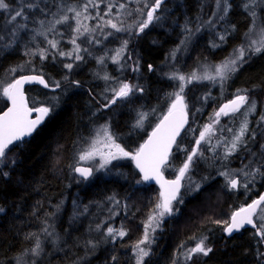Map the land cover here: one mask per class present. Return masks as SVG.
Here are the masks:
<instances>
[{"label":"trees","instance_id":"16d2710c","mask_svg":"<svg viewBox=\"0 0 264 264\" xmlns=\"http://www.w3.org/2000/svg\"><path fill=\"white\" fill-rule=\"evenodd\" d=\"M18 1L20 2L21 0H17V2ZM22 1L26 2V0ZM27 1L38 3L39 8H34L31 11L25 9L29 16L27 20L28 30L21 31L11 47L7 49L0 48V81L6 74L14 73L15 77L21 74L20 71L17 70L18 67H34L35 69L25 72L41 74L47 81L50 79L48 82L49 84L51 81L55 84L50 76L58 80L61 79L62 82L60 83V87L55 91H47L37 86L27 87L26 93L31 106H45L46 103L41 99L43 95H58L62 90H68V93L58 98V101L54 103L56 104L55 110L50 112L44 123L39 126L38 130L34 132L32 136L25 139V143L14 148L10 146L11 151L6 150L7 159L3 164H0V208L4 209V212L0 213V264L10 263L12 260L23 255L26 250L35 247L37 238H39V242L41 243L45 236L43 229L48 225L53 226L52 228H54L56 236L60 238L59 247L56 246V249L54 245L49 243L45 245V251L37 258L36 264H109V262L112 263L111 257L113 255L118 258L116 264H122L120 261L124 258H128L126 256L129 255L124 254L126 251L120 255L119 250L129 247L126 241L136 244L142 239L141 236H143L144 231L141 229L143 228L144 230V223L147 221L149 214L156 204L154 200L158 198V187L147 183H141L142 188L138 189L136 191L137 195L134 196L135 199L137 198L136 203L130 208V219L125 221L124 218H121L122 221L120 220L119 222L124 225L129 224L128 227H124L127 229L126 237L124 236L122 239H118L120 243H117V240L115 243L111 242V240H102L101 232H103V226L101 227V232H93L94 237L89 232H85L86 227L90 229L93 225L95 227V224L97 225L100 222L101 215H99V211L97 212L100 207L99 204H108L110 201L109 197H114V199H118L122 202H131L135 193L133 187L134 183L140 178L129 160L115 162L111 164L108 174L97 175L89 180H83L77 177V175L75 176L72 172L70 161L73 160V154L77 143L76 140H79L80 137L83 136V131L85 130L83 125L84 118L86 114L88 116L89 110H91L92 107L98 109V105H100L99 92L94 86L95 80L92 75V69L94 68L92 65L94 66L95 58H90L84 53L82 55L83 60L80 63L81 66L71 71L64 68L62 60H55L53 58L51 52H55V50L49 49V51L45 52L46 58L42 60L39 53L40 49H48L45 44L46 40L42 38V36H35V39H33L35 33L32 29L37 26L36 21L38 20H44L45 25L53 20V17L46 12L42 13L40 11L41 8H45L47 12H54L57 11V4H79L83 0ZM8 2H10L13 7L16 1L8 0ZM171 2L172 0H166L162 5L161 9L165 11V17L161 19L159 25L156 21L157 24L155 23L152 25L141 35L135 34L128 44L129 54H131L129 56L130 58H128L129 60L131 59L129 63L135 64V62L138 61L140 72L135 74L132 70L128 71L123 79L133 85L139 83L138 85L144 88V92H137L131 98V103H122V101L118 100L117 104L112 105V108H100L95 116L99 121H108L110 123L111 130L119 137L117 142L128 151L137 148L140 142L145 138L150 127L157 119V114L153 116L154 113H151V111L155 112L158 110V115H161L163 108L167 105V98L165 97L169 90L175 87L174 82L166 76V72L172 71L173 67H163V65L165 62L164 58L168 56L170 51L176 46L180 36H182L181 25L187 22L191 26H194V21H197V17L201 10L208 13L212 4V0H180V7L174 6L173 11L170 12L167 9L168 6L171 5ZM238 2L242 4L240 5ZM230 3L232 7L229 14L223 21L221 20L220 23H217L214 29V33L216 30L219 34L225 35V41L218 40L220 36L217 35V32L214 34V42L216 44L218 43L217 45H219V47H213V44L207 42V37L200 33L190 44L187 53L191 58L195 56L194 62L201 60L205 62L221 61L242 43L244 34L250 25L251 17L245 12L242 0H230ZM20 4L21 2L19 5ZM241 7L243 8L241 9ZM259 12L262 13L260 9ZM1 14L3 13H0V28L2 22ZM3 15L5 18L6 15ZM11 31L12 27H9L8 31L6 29L4 31L9 41L12 38L9 35ZM204 32L209 34L208 31ZM53 38L54 36H50V39ZM36 39H38V43L35 42ZM64 46L69 47L67 44H64ZM133 59L137 60L134 61ZM149 64L153 65L154 71H148ZM12 69H16L17 71H11ZM189 69L190 68L186 70ZM72 81H79V86L73 84ZM228 83L223 89H219L217 86L213 88L209 95L211 97L203 94L204 91H208V83H206L207 85L193 84L187 87L185 96L190 106L188 128L191 125H195L193 133H195L204 121L208 120L210 117H215L214 112L216 108L223 99L231 96L232 91L248 89L251 90V96L259 101H264V54L251 57V59L243 65V68L237 72L235 77L233 76L232 79H229ZM164 90H166V92ZM218 95L220 96L218 97ZM101 104H103V102ZM5 106L6 97L3 96L0 90V110ZM151 108H155L156 110H151ZM140 109L143 113H147L146 119L148 125L142 128H134L133 125L136 123L137 112H139ZM133 111L134 113H132ZM188 128H186L178 140L180 147L186 151H176V146L174 147L173 154L170 157V166L164 169V173L167 177H172L176 173L183 156L188 150L189 140L193 138V135L187 136ZM184 137L187 138L185 142L182 140ZM256 137V139H259V136ZM250 143H253V141H250ZM243 151L244 149L238 150V152L231 155L228 160L225 161L223 159V152L219 155H214L211 150L208 149L203 152V155L207 157L206 160L202 159V155L201 162L203 164L200 163L196 171L199 174H203L206 179L209 177V179H211V177L213 178L215 176L214 174H217V170H222L221 167H223V169L225 168L222 164L226 163L237 166L239 163L238 159L241 157L239 153H243L244 157L245 154L249 152L248 150ZM113 165H116V167H113ZM213 167H215V170ZM202 168L203 172L201 170ZM4 172L8 173L7 177L3 175ZM215 181H219L220 183L221 177L216 175L207 182V186L209 187ZM259 182L257 183L255 195L264 188V179H261ZM207 186H201L200 190L196 193L193 192L186 195V198L185 196L183 197L184 203L180 205V215H176L177 217H169L166 220L167 222L165 221L166 223L163 225V230L157 232L158 236L159 233L165 232L163 236L167 241L162 243V240H158V243H156L152 249L151 260L157 257L155 260L160 261L166 252V248L164 247H167V249L168 247L176 249V244H174L175 242L173 240V238H175L173 237L175 232L173 231V227L183 220L182 218L184 215H187L188 221H186V223L184 221V223L187 227L188 225L190 226L191 229L188 230H190L192 234H189L188 238H186L190 240V243L186 246H193L196 240L202 236L208 235V243L214 248V251L208 257L198 258L199 264H262L257 258V251L264 252V244L257 243L259 238L254 237L255 229L244 228L240 232L227 238L224 237L222 224L218 226L213 223L214 220L212 217L202 218L204 223L201 225L195 221L198 217H203L204 211H202V209L207 210L204 202L202 206H200L202 199L200 194L203 193ZM228 189L229 188L226 189V196L228 198L227 203L230 204L231 209H235L239 204L246 203L251 197V192L246 194V196L241 188L232 191ZM146 192L152 193L151 197L148 199L149 201L147 200L146 203H140L138 201L139 194L143 195ZM190 195H192L191 198ZM78 202L81 206H78ZM95 205L97 207H94ZM149 205H152V208H150ZM57 206H59V208ZM82 206H87V210ZM189 206L193 207L192 209L197 207L199 214H195L191 211L187 212V209L190 208ZM54 209L59 211L55 212ZM73 209H76L75 213H79L74 221L72 220L74 214L71 212ZM83 210L86 212L83 213ZM102 210L100 209V214H102ZM91 213H97L94 224L91 223V218L87 217L88 215L90 216ZM48 215H52V217ZM104 215H107V213ZM141 216L142 224H140ZM59 217L61 218L58 219ZM171 218L173 219L170 220ZM191 220H193V222L190 225ZM196 226H198L197 230L193 232L192 229ZM184 228V226L177 228L178 231H180L179 234L186 232ZM193 237L196 239H193ZM128 239L130 241H128ZM89 240L99 241L94 250L86 247V243ZM167 252L166 253L169 255V251ZM119 257L123 259L120 260ZM153 261H151V263Z\"/></svg>","mask_w":264,"mask_h":264},{"label":"snow or ice","instance_id":"6c2138e0","mask_svg":"<svg viewBox=\"0 0 264 264\" xmlns=\"http://www.w3.org/2000/svg\"><path fill=\"white\" fill-rule=\"evenodd\" d=\"M137 4L141 3V0H135ZM164 0H143V6L134 9L136 13L144 14L146 13V19L139 23L138 32H143L144 29L148 28L150 24L154 21H160L161 16L156 13L162 7ZM56 12H47L45 8H41L42 13H47L53 17V21H49V27L43 31L38 29H32L35 36H43L49 45L48 49H40V58L43 60L46 58L45 52L51 50H56L55 55L73 57L75 61H81L83 57L80 55L81 51L87 52L88 49H81L80 44L77 43L79 37L84 36L85 33L95 32L99 29L100 33L104 35L105 39L108 36L113 35L112 32H104V29L111 28L115 32L126 31L123 22L121 21L118 26L114 23L112 19H104L105 16L112 15V8L115 5L109 3L107 5V11L100 15L98 12L96 17H93L89 13L90 8H98L99 4L97 0H85L84 3L79 5H65L57 4ZM232 5L230 0H216V10L212 13L213 16L217 17L218 20H223L231 9ZM243 7L250 17H252V25L249 27L245 36L247 37V42L240 45L238 48L234 49L233 53L229 57H226L224 61L217 65H205L202 72L193 71L188 75L179 74L178 72H173L169 79L179 80V91L169 94L174 95V99L171 100V104L167 110V113L163 115V118L152 130L148 139L141 144L137 149L128 151L117 142L119 137L111 130L109 124L102 125L97 131L94 138H92L91 143H85L87 146L79 152V161H91L99 156V164L93 167H74L73 171L78 173L85 180L94 175V171L109 170L108 166L112 164V161L119 159H130L135 163L136 169L140 173V179L136 180L137 184L146 183L150 181H155L160 186L159 201L155 204L152 212L149 214L147 222L144 223V234L143 238L139 240L135 245H133V253L135 255V264H151L150 258L152 255V245L156 240L157 230H163V225L166 218L176 216L180 211V205L184 203L183 195H181V181L185 179L186 174L189 172L190 168L193 166L196 157L202 156L203 152L200 149L202 142L206 141L210 143V137L213 133V124H208L203 127L200 131L199 138L196 139V147H193L190 152L187 153L186 160L183 162V166L178 169V174L174 180H166L164 178V169L170 166V157L173 154V145L176 146V151H186L180 147L177 137L181 136V130L184 129L185 124L188 123V112L187 104L184 98V88L187 84L193 81L200 80H210L212 82H217L223 87L224 82L230 77L231 74L236 73L245 63H247L252 56H257L264 54V23L258 24L261 17L257 15V9L264 12V0H245ZM34 8H39V4L35 2L22 3L18 8L13 9L12 5L8 0H0V13L6 15L5 24L12 26V31L9 35L12 39L7 44H0V48L7 49L11 47L12 43L15 42L16 38L19 36L21 31L28 30L27 20L29 19L28 12ZM127 4L120 3L117 9V15L121 13V10H126ZM68 13H72L69 16ZM127 15L131 16L132 11H127ZM58 17V18H57ZM19 18V21H18ZM98 18L100 23L95 25L93 28H89L86 24H83V20ZM70 20L76 22V27L73 28L75 35L70 39V43L73 45V50L71 52H64L59 50V41L55 39V35H62V33L56 32V26L60 24H65ZM37 24L41 28H44L45 21L38 20ZM209 26L214 27L215 21L211 18L206 22ZM69 27L71 25L69 24ZM235 27V26H233ZM131 26H129V29ZM83 29V31H81ZM200 29L197 28L196 31ZM189 35H191L192 30L187 29ZM53 32L54 38L48 39L47 33ZM133 33L129 31V35ZM138 34V33H137ZM255 36L256 38H253ZM219 39L225 41L226 37L221 34ZM4 40V36L0 35V41ZM88 43L99 44L101 41L99 39H94L93 37L88 38ZM129 41L124 40L119 50L112 57L113 63L118 62V57H120L124 50L127 48ZM185 41H181L184 44ZM213 47H219L217 44H213ZM177 48L175 51H179ZM175 51L173 52V57H175ZM35 54V53H33ZM53 57V58H54ZM104 58H98L97 63H103ZM124 65H122L123 67ZM74 67L73 63H65L64 68L71 71ZM11 71H16L12 69ZM133 72H139V62L136 61ZM148 71H154L153 65H148ZM104 79L107 81L111 79L109 76H105ZM36 82L44 85L45 88L49 87V84L40 75L32 76H21L19 79H14L12 83H9L3 89V96L6 97L10 102L12 107L8 108L6 112L0 115V164H3L7 159V151H11L10 146L18 147L25 143V138L30 137L36 132L41 126L45 118L49 116L50 112L55 110L56 104H52L47 107L39 108H29L24 100L23 86L26 83ZM73 84L79 86V81H72ZM55 87L59 88L60 83L56 82ZM108 91V89H105ZM113 95L111 98H106L107 103L101 105L102 108L108 109L112 105H115L117 101L131 103V98L137 93H143L144 88L140 85H133L130 83L120 82L119 88L111 89ZM248 89H238L234 96V99L230 100L227 104H224L218 111L214 113L215 120L213 123L219 122V117L221 115H235L236 113H241L244 116L241 122L240 128L237 132H234L231 140L227 143L226 151L223 159L228 160L229 156L238 150L244 149L248 150V144L250 141L256 140L255 130H251V135L246 136L245 134L250 131L248 115L254 113L257 109V101L250 95ZM35 112L37 115L34 119H31L32 113ZM147 117V113L138 112L136 123L133 125L134 128L142 127L143 122ZM259 124L264 125V114L259 117ZM229 132H233L231 128L228 129ZM19 142V143H15ZM220 140H217V144ZM103 145V148L107 149L105 153L99 145ZM260 153L257 155L256 152L251 151L250 155L256 157L255 160H250L247 164H244L240 169L222 171L219 175L224 176L226 180V186L230 191L239 190L243 188L245 193L250 190V186H254L257 178L264 179V143L259 145ZM7 150V151H6ZM116 167V165H113ZM5 177L8 176L7 172H4ZM237 176L243 179H238ZM189 188L187 191L197 192L201 188V184L191 181L189 177ZM109 200H114V197H109ZM119 204V201H116ZM59 208V206H57ZM87 210V206H85ZM4 212L3 208H0V213ZM79 213H74L73 219H75ZM213 223L217 225L223 224V232L227 236H231L235 232H240L246 226H251L255 229L254 236L259 238L257 240L258 244H264V194H261L258 199L252 200L250 204L246 207H241L238 211H234L231 214L229 221L214 220ZM97 232H101V224L96 225ZM44 233L52 237V244L54 246L58 245L60 238L50 232L48 228L43 229ZM127 235V229L121 227L120 229H115L111 226L106 228V231L101 232V238L104 241L111 240L113 243L116 242L117 237L123 238ZM193 239H196L193 237ZM99 241L89 240L86 243V247L94 250L97 247ZM44 249L41 247L39 238H37L36 246L25 251L23 255H28L34 258L31 264H36V259L40 257ZM214 251L213 246L208 243V237L202 236L192 247L186 246L182 243L178 246V251L174 253L171 264H199L198 258L208 257ZM257 258L264 264V252L257 251ZM117 256L113 255L111 257L112 264H116ZM16 264H28L27 261L23 260V256L18 257Z\"/></svg>","mask_w":264,"mask_h":264},{"label":"rangeland","instance_id":"374dc122","mask_svg":"<svg viewBox=\"0 0 264 264\" xmlns=\"http://www.w3.org/2000/svg\"><path fill=\"white\" fill-rule=\"evenodd\" d=\"M165 1L166 0H164V3H165ZM177 1H179V2H177ZM244 0H242V2H243ZM26 2H29V1H27L26 0ZM26 2H24V1H22L21 0V4L22 3H26ZM85 2V0H83L82 2H80L79 4H82V3H84ZM97 2H98V4H99V7L98 8H90L89 9V13L93 16V17H96V15H97V13L99 12L100 13V15L101 16H103V14L107 11V5L109 4V3H111V4H113V5H115V7H113L112 8V15L109 17V16H105L104 17V19H112L113 20V22L114 23H117L118 24V26L120 25V23H121V21L123 22V26H124V28L125 29H127L126 31H122V32H115V30L114 29H111V28H105L104 29V32L105 33H107V32H112L113 33V36H108L106 39H105V37H104V35L103 34H101L100 33V31H99V29H97L95 32H90V33H85V35L84 36H81V37H79V39L77 40V43L78 44H80V47H81V49H87V46H88V51L87 52H84V51H81L80 52V55L82 56L84 53H86L87 54V56H89L90 58H95V62H94V66L92 65V67H94L93 69H92V75H93V78H94V80H95V87L97 88V90H98V92H99V98H100V102H103V103H107V99L106 98H111V96L113 95V93H112V91H111V89H113V88H119V86H120V82H124V83H128L126 80H124L123 78L125 77V75H126V73L128 72V71H130V70H132V68L134 67V63H129V56L131 55V54H129V46L127 45V48L124 50V52H123V54L120 56V57H118V62L117 63H113V61H112V57L116 54V52H117V50H119L120 49V47H121V45H122V42L124 41V40H127V41H130V39L131 38H133V36L136 34V35H141L143 32H145L148 28H150L152 25H154L155 23H156V21H154L152 24H150L149 25V27L148 28H146V29H144V31L143 32H138V27H139V23L140 22H142L144 19H146V13H144V14H141V13H136L135 11H134V9H136V8H138V7H142L143 6V0H141V3L140 4H137L136 2H135V0H97ZM207 2V1H206ZM205 2V3H206ZM216 0H212V4H211V7H210V11L207 13V12H205V11H203V10H201V12H200V14H199V16L197 17V21H194V23H195V25L194 26H191L189 23H187V22H184V24H182L181 25V31L183 32V34H182V36H180V39H179V43L177 42L176 43V46L170 51V53L171 54H168V56H166V58H165V61L166 62H164V65H163V67H173V70L172 71H168V72H166V74H168L169 76L173 73V72H178L179 74H184V75H188V74H190V73H192L193 71H198V72H202L203 71V68H204V66L205 65H217V64H220L222 61H224L225 60V58L226 57H229L230 56V54H232L233 53V51L234 50H232L224 59H222L221 61H218V62H204L203 60H201V61H196L195 63H194V60H195V56H193L192 58L189 56V55H187V53H188V50H189V46H190V44H191V42L198 36V34H203L204 36H206L207 37V42L208 43H210V44H214V29L216 28V26H217V23H220V21L221 20H218L217 19V17L215 18V16H213L212 15V13H213V10H212V7H213V9L214 8H216ZM245 2V1H244ZM17 1L14 3V6H13V9H16V8H18L20 5L18 4L17 5ZM120 3H126L127 4V9L126 10H121V13L119 14V15H117V9H118V7H119V4ZM163 3V4H164ZM65 4V3H64ZM79 4H72V3H66L65 5H79ZM174 6H176V7H180V0H172V2H171V5H169L168 6V9H169V11H173V9H174ZM170 7V8H169ZM216 9H214V11H215ZM127 11H132V15L131 16H129V15H127L126 14V12ZM164 10H162L161 8L157 11V15L158 16H161L162 18H164L165 17V11L163 12ZM54 12H56V11H54ZM2 15V22H1V28H0V35H3L4 36V40L3 41H0V43H3V44H7L8 42H9V39H7L6 38V33L4 32L5 31V29L8 31L9 30V27H12L11 25H7L6 26V24H5V20H6V17L4 18V15L3 14H1ZM68 15L69 16H72V13H68ZM164 15V16H163ZM212 15V16H211ZM257 15H259V17H261V20H259L258 21V24H260V23H264V12H262V13H260L259 12V9H257ZM58 18V17H57ZM207 18H211L213 21H215V20H217V21H215V26L212 28V26H210V29H208L209 28V25H207L206 24V21H208L207 20ZM252 18V17H251ZM224 20V19H223ZM222 20V21H223ZM53 21V20H52ZM161 21V20H160ZM160 21H157V23H158V25H159V23H160ZM203 21H204V24H203ZM82 23L83 24H86L89 28H93V27H95V25H97L98 23H100V20L98 19V18H93V19H88V20H83L82 21ZM172 23V22H171ZM69 24L71 25V27H69ZM204 25V26H203ZM252 25V19H251V22H250V25H249V27ZM129 26H131V28L129 29ZM185 26H187V27H185ZM197 26V27H196ZM47 27H49V22L47 23V25H44V28H41L40 27V25L39 24H37V26L34 28V29H38V30H41V31H43L44 29H46ZM76 27V22L74 21V20H70L69 22H67V23H65V24H60V25H57L56 26V32L57 33H62V35H55L56 37H55V39H57L58 41H59V45H58V47H59V50H61V51H64V52H71L72 50H73V45L69 42L70 41V39L72 38V36L73 35H75V33L73 32V28H75ZM190 27V28H189ZM195 30H194V29ZM197 28H199L200 30L199 31H196V29ZM185 29V30H184ZM187 29H191L192 30V33H191V35H189V33H188V31H187ZM209 30V31H208ZM247 30H249V28L247 29ZM81 31H83V29H81ZM129 31H131L133 34L132 35H129ZM204 31H208L209 32V34H206ZM210 32H212V33H210ZM138 33V34H137ZM205 33V34H204ZM246 33H247V31H246ZM193 34V35H192ZM212 34V35H211ZM186 35H187V37H186ZM217 35H221V34H217ZM47 36H48V39H50V36H54V33L53 32H48L47 33ZM185 36V37H184ZM244 36H245V34H244ZM89 37H93L94 39H99L100 41H101V43H99V44H96V43H88V38ZM192 37V38H191ZM209 37V38H208ZM246 37V36H245ZM243 38L242 39V43L240 44V45H242V44H245L246 42H247V40H245L246 38ZM42 38H44L43 36H42ZM187 38V39H186ZM190 38V39H189ZM253 38H256L255 36H253ZM12 39V38H11ZM119 39V40H118ZM184 39V40H183ZM210 39V40H209ZM118 40V41H117ZM185 41L186 43H184V44H181V41ZM190 41V42H189ZM36 43H38V39H36V41H35ZM107 43H109V44H107ZM130 43V42H129ZM128 43V44H129ZM46 46H47V48H49V45H48V43H47V40H46ZM64 44H67V45H69V47H65L64 46ZM187 44H189V45H187ZM108 45V46H107ZM116 45V46H115ZM185 45H186V47H185ZM239 45V46H240ZM91 46H93V47H91ZM108 47L107 49L105 48V47ZM181 46V47H180ZM238 46V47H239ZM90 47V48H89ZM98 47V48H97ZM100 47V48H99ZM105 49H104V48ZM238 47H236V48H238ZM92 48V49H91ZM102 48V49H101ZM114 48V49H113ZM177 48H179L180 50L179 51H175ZM235 48V49H236ZM98 49V50H97ZM104 49V50H103ZM107 50H109V51H107ZM114 50V51H113ZM56 51V50H55ZM91 51L93 52V53H91ZM106 51V52H105ZM113 51V53H111ZM175 51V57H172L173 56V52ZM103 52V53H102ZM108 52V53H107ZM128 52V53H127ZM182 52H184V53H182ZM52 53V55H53V57H54V53L55 52H51ZM91 55H90V54ZM101 53V54H100ZM112 54V55H110V54ZM93 54V55H92ZM102 54H104V55H102ZM105 54H108V55H105ZM97 55H99L98 57H97ZM129 55V56H128ZM170 55H171V57L172 58H168V57H170ZM103 56H107L106 58L105 57H103ZM83 57V56H82ZM101 57H103V58H105V59H107V61L104 59V65L103 64H101V63H97V60H98V58H101ZM123 58V59H122ZM54 59L55 60H57V59H59V60H62V63L63 64H65V63H73L74 64V67H73V69H77V67H80L81 66V61L83 60H81V61H75L74 60V56L73 57H68V56H59V55H55V57H54ZM169 59V60H168ZM173 59V60H172ZM123 60V61H122ZM109 61V62H108ZM169 61H172V62H169ZM188 61V62H187ZM193 61V62H192ZM124 62V63H123ZM197 62H199V63H197ZM110 63V64H109ZM112 63V64H111ZM208 63V64H207ZM115 66H114V65ZM179 64V65H178ZM98 65H99V68H98ZM122 65H124L123 67H122ZM170 65V66H169ZM97 66V67H96ZM109 67V68H108ZM131 69H130V68ZM188 68H190L189 70H186V69H188ZM33 69H35L34 67H26V66H21V67H18L17 68V70H19L20 71V73H23V72H25V71H29V70H33ZM108 69V70H107ZM192 69V70H191ZM16 70V71H17ZM98 71V73H96ZM140 72V71H139ZM96 75H95V74ZM118 73V74H117ZM121 73V74H120ZM124 73V74H123ZM99 74V75H98ZM135 74H137V72L135 73ZM235 74V73H234ZM234 74H231L230 75V77L232 76V75H234ZM109 76L111 79H109V80H105L104 79V77L105 76ZM168 75H166V76H168ZM95 76V77H94ZM168 76V77H169ZM14 77H15V74L14 73H12V74H6L3 78H1V82H0V90H1V93L3 94V89H4V87H6L9 83H11L12 82V80L14 79ZM51 78H52V80L56 83V82H59V83H61L62 82V80L60 79V80H58V79H56V78H53L52 76H50ZM117 79H116V78ZM230 77L226 80L227 82L229 81V79H230ZM96 78V79H95ZM120 79V80H119ZM115 80V81H114ZM117 80V81H116ZM119 80V81H118ZM172 80V79H171ZM173 82H174V84H175V87H174V90H170L168 93H167V95H166V98H168L167 99V105L165 106V108H163V112L161 113V115H158V113H157V111L158 110H156L155 112H152L151 111V113H154V115L153 116H156V114H157V118H160L161 116H163L164 114H166V112H167V110H168V108H169V106H170V104H171V100L172 99H174L175 97H174V95L173 96H170L169 94H172V93H175V92H177V91H179V85H180V81L179 80H172ZM226 81L224 82V84H223V87L220 85V83H219V81L217 80V82H212V81H210V80H200V81H193L192 83H190L189 85L187 84L186 86H185V88H184V93H183V95H184V98H185V103L187 104V99H186V96H185V91H186V89H187V87L188 86H190V85H193V84H197V85H200V84H203V83H208V91H204L203 92V94L204 95H210L211 94V90L213 89V88H215L216 87V85H217V87L218 88H220V89H223L224 87H226V85H227V83H226ZM199 82V83H198ZM203 82V83H202ZM212 84V85H211ZM50 85L51 86H55V84L51 81V83H50ZM219 85H220V87H219ZM103 87V88H102ZM212 89H211V88ZM99 89H100V91H99ZM105 89H108V91H105ZM176 89V90H175ZM211 89V90H210ZM102 90V91H101ZM66 93H68V90H62L61 91V93H59L58 95H49V96H46V95H43L42 96V100L44 101V103H46V105L47 106H50V105H52V104H54L56 101H58V98L60 97V96H62V95H64V94H66ZM105 94V95H101V94ZM237 93V90H235L234 92H232V94H231V96L232 97H234L235 96V94ZM109 94V95H108ZM206 95V96H207ZM104 96V97H103ZM170 96V97H169ZM229 97V98H232V97ZM106 97V98H105ZM211 97V96H210ZM209 98V97H208ZM229 98H226V99H223L221 102H220V104H219V106L216 108V110H215V112L216 111H218L224 104H225V102H226V100L228 99L229 100ZM254 98V97H253ZM255 99V98H254ZM106 100V101H105ZM256 101L258 100V99H255ZM41 101V100H40ZM170 101V102H169ZM99 102V101H98ZM99 102V104L100 105H102L101 103ZM52 103V104H51ZM43 105V104H42ZM46 105L45 106H43V107H46ZM90 105H92V104H90ZM100 105H98L99 106V108H102ZM263 105V106H262ZM259 107V108H258ZM94 107H92V109L91 110H89V113H88V116H87V114H86V116H85V118H84V127H85V130H84V132H83V136L82 137H80V140H77L79 143H78V145L76 144V149H75V151H74V157H73V160H71L70 161V163H72L71 165H72V167L75 165V164H85V165H89V166H91V167H93V168H95V166H97L98 164H99V156H97L96 157V159H94V160H91V161H79V152L81 151V150H83L86 146H87V144L85 143V141L87 142L88 141V143H91V141H92V138H94L95 137V135H96V133H97V131L101 128L100 126H102V125H105V124H109L110 125V123L108 122V121H99V120H97L96 118H95V116L97 115V113H98V111H99V108L97 109H93ZM263 108V109H262ZM155 109V108H154ZM97 110V111H96ZM189 110V108H188V104H187V109H186V111H188ZM160 111V110H159ZM261 111V112H260ZM214 112V113H215ZM150 113V114H151ZM94 114V115H93ZM149 114V113H148ZM261 114H264V101H259L258 100V102H257V109H256V111L254 112V113H250L249 115H248V117H247V119H248V122H249V129H250V131L248 132V133H246L245 135L246 136H250L251 135V130H255V132H256V136H257V134L259 135V139H256L255 141H253V143H254V145H255V147L252 149V150H250L247 154H245V156L244 157H240L239 159H238V165L237 166H232V165H230V164H226V163H224V164H222L224 167H226L225 169H223V167H221V169L222 170H219L218 171V173H220V172H222V171H228V170H234V169H240V168H242L243 167V165L244 164H247L250 160H255L256 159V157H252L251 155H250V152L251 151H254V152H256L257 153V155H259V153H260V148H259V145L261 144V142L262 143H264V125H261V124H259L258 123V121H259V117H260V115ZM152 116V117H153ZM258 116V117H257ZM243 119H244V116L242 115V112L241 113H236L235 115H228V116H224V115H221L220 117H219V122L218 123H213V121L215 120V117L214 118H209L208 120H206V121H204L202 124H201V126H199L198 127V129L195 131V133H193V131H194V129H195V125H191L189 128H188V132H187V136H192L193 135V138L191 139V140H189V145H188V150H187V152L185 153V155L183 156V158H182V161H181V164H180V166H179V168L180 167H182L183 166V162L186 160V157H187V153L188 152H190L191 151V149L193 148V147H196V143H195V141H196V139H198L199 138V134H200V131H202L203 130V127L205 126V125H208V124H213V133H212V135H211V137H210V143L208 142V138H206V141L205 142H202V144H201V146H200V149H201V151L202 152H205L206 150H211V152L214 154V155H219L221 152H223L224 154H225V151H226V147H227V143L231 140V138H232V135H233V133L234 132H237L238 130H239V128H240V125H241V122L243 121ZM137 120V119H136ZM158 120V119H157ZM157 120L155 121V122H157ZM146 125H148V121H147V119H145L144 120V122H143V126L142 127H145ZM254 125V126H253ZM256 125V126H255ZM89 126V127H88ZM153 126V125H152ZM151 126V127H152ZM100 127V128H99ZM142 127H140V128H142ZM93 130H92V129ZM229 128H231L232 130H233V132H229L228 131V129ZM89 129V130H88ZM89 132H88V131ZM93 132V133H91V132ZM94 131H96V132H94ZM259 131V132H258ZM95 133V134H94ZM89 134V135H88ZM92 134V135H91ZM86 136H87V138H86ZM91 136H92V138H91ZM186 136V135H185ZM81 138H82V140L84 141H82L81 140ZM220 140V143L219 144H217V140ZM262 139V140H261ZM182 140H184V142L185 141H187V138H183ZM182 142V141H181ZM82 146V147H81ZM122 146V145H121ZM99 147L100 148H102V150L106 153L107 152V149L106 148H103V145L101 144V145H99ZM123 147V146H122ZM135 149H137V148H135ZM134 149V150H135ZM126 150V149H125ZM78 152V153H77ZM238 152V151H237ZM236 153V152H235ZM234 154V153H233ZM232 154V155H233ZM241 155L243 156V154L241 153ZM178 157V156H177ZM180 157H182V156H180ZM230 157V156H229ZM206 156L205 155H203V157H202V159H204V160H206ZM250 158V159H249ZM202 159H201V156H197L196 157V159H195V162H194V164H193V166L190 168V170H189V172L186 174V176H185V179L184 180H182L183 181V187H182V193H181V195H183V197L184 196H186V195H188V194H191V193H193L192 191H187V193H186V189H188L189 188V177L191 178V181H194V182H196V183H199V184H201V186H207V182H209L211 179H213V178H211V179H207L206 180V178L203 176H201L202 174H199V173H197V171H196V167L201 163V161H202ZM126 160H129L130 162H131V164L134 166V162L132 161V160H130V159H126V158H124V159H119V160H114V161H112V164L113 163H115V162H121V161H126ZM179 160H181V159H179ZM110 166H111V164L108 166V169L110 168ZM178 168V169H179ZM178 169H177V171H176V173L172 176V178H175L176 177V175L178 174ZM108 171L109 170H103V171H98V172H96V171H94V175H93V177L94 176H97V175H101V174H104L105 175V173H107L108 174ZM196 171V172H195ZM101 172H103V173H101ZM214 175H219V174H214ZM220 177H221V179H222V181H220V183H219V181H216V183L214 182L212 185H210L209 187H207L204 191H203V193L202 194H200L201 195V197H202V199H201V204H200V206H202V204H203V202H204V205H205V207H206V209L207 210H204V209H202V211H204V215H203V217L201 216V217H198L195 221L197 222V223H199V225H201L202 223H204V220L202 219V218H209V217H212L213 218V220H221V221H229L230 220V214H232V212H233V210L234 209H231L230 208V204L229 203H227L228 202V198H227V196H226V189L228 188L227 186H225L226 185V180H225V177L224 176H221V175H219ZM223 177V178H222ZM239 177V179H243L242 177H240V176H238ZM140 178V177H139ZM89 180V179H88ZM261 179L260 178H257V181L255 182V184H254V186H250V191H248L247 193H245V190L243 189V188H241V190L245 193V195L246 194H248L249 192H253V191H255L256 190V186H257V183L260 181ZM223 182V183H222ZM260 183V182H259ZM140 185V186H139ZM209 185V184H208ZM223 185V186H222ZM134 195H133V198H132V201L131 202H129L128 201V203L126 204H124L122 201H119L118 199H114V201L113 200H110L109 202H108V204H105V205H103L102 203L100 204V207H99V209H102L103 208V210H102V212L105 214V213H107L108 215H104V214H102L100 217H101V220H100V222L98 223V224H101V223H103V224H101V227L103 226V228H102V230H104L105 229V231H106V226L108 227V226H111V227H113V228H115V229H120L121 227H125V226H129V224H122V223H119L120 222V220H121V218H124V220L125 221H128V219H130V217H131V215H130V208H131V206L133 205V204H135L136 203V200H137V198L135 199L134 198V196L135 195H137V190L138 189H140L141 188V184H136V181H135V183H134ZM221 187H223V188H221ZM196 193V192H195ZM151 192H146L145 194H143V196L142 195H140L139 194V198H138V201L140 202V203H146L147 202V200L151 197ZM159 194L160 193H158V198L157 199H155L154 200V202L156 201V203L159 201ZM251 196H254V194H252ZM115 201H119V204H117ZM200 201V200H199ZM111 202H112V204H111ZM115 202V203H114ZM194 203V202H193ZM116 204V205H115ZM113 205H115V206H113ZM229 205V206H228ZM242 204H240V205H238V206H241ZM119 206V207H118ZM102 207V208H101ZM110 207V208H109ZM130 207V208H129ZM149 207L150 208H152V205H149ZM190 208H188L187 209V212L188 211H191V212H193V213H195V214H199L198 213V211H197V207L195 208V209H192L193 207H191V206H189ZM104 209H107V210H104ZM111 209V210H110ZM118 211V213H116L117 211ZM75 211H76V209H73L71 212H72V214H74L75 213ZM98 211V210H97ZM106 211V212H105ZM112 213H111V212ZM114 211H116V212H114ZM84 213H85V210L83 211ZM99 212H100V210H99ZM124 212V213H123ZM220 212V213H219ZM92 214V215H91ZM90 214V217H91V220H92V222L91 223H93L94 224V219H95V217L97 216V214L96 213H91ZM116 214H117V216H116ZM179 215H180V212L178 213ZM177 214V215H178ZM99 215H100V213H99ZM217 215V216H216ZM107 217H110L111 219H109V218H107ZM61 217H59L58 219H60ZM94 218V219H93ZM127 218V219H126ZM106 219H108L107 221H106ZM168 218H166V220H167ZM173 218H171L170 220H172ZM183 220L179 223V224H177L176 226H174L172 229H173V231H175L174 232V236L173 237H175V238H173L174 239V244H176V249L175 248H169L168 247V249H167V247H164V248H166V250L167 251H169V255L165 252V255L161 258V260L160 261H157V260H155V259H157V257H154V258H152V260H151V257L150 258H148V259H150V261H153L152 262V264H171V262H172V258H173V256H174V253H176L177 251H178V248H177V246H179L180 244H182V243H184V244H189L190 243V240H187L186 238H188V236H189V234H192V233H190V230H188V229H191L190 228V226L188 225V227L186 226V221H188V216L186 215H184V217L182 218ZM106 222H105V221ZM67 221H68V219H67ZM184 221H185V223H184ZM109 222V223H108ZM147 222V221H146ZM193 222V220H191V222H190V225H191V223ZM181 223H182V225H181ZM121 224V225H120ZM198 225V226H199ZM94 226V225H93ZM180 226H184L185 228H184V231H186L185 233H180L179 234V232L180 231H178V227H180ZM198 226H196V227H194L193 229H192V231L193 232H195L196 230H197V227ZM219 226V225H218ZM53 226L52 225H48L47 226V228H48V230L50 231V232H53V234L54 235H56L55 233V230H54V228H52ZM223 227H224V225L222 224V229H223ZM50 228V229H49ZM96 229V227H92V228H90V229H88V227H86L85 228V232H89L91 235H93V237H94V231H96L95 229ZM143 229V228H142ZM143 231V230H142ZM158 231H160V230H157V232ZM157 232H156V240H155V243L152 245V249H153V247H154V245L156 244V243H158V240L160 239V241L162 240V243H165L167 240L166 239H164V237H163V234L165 233V232H161V233H159V236L157 235ZM187 232H188V235H187ZM170 236V235H169ZM142 238H143V236H141ZM52 237H48L46 234H45V236H44V240L40 243L41 244V247L44 249L45 247V245H47L48 243L49 244H51L52 242H50L52 239H51ZM118 239H119V237H117V243H120L119 241H118ZM176 239V240H175ZM112 242V241H111ZM180 242V243H179ZM126 243H127V241H126ZM125 243V244H126ZM178 244V245H177ZM52 245V244H51ZM57 247H59V244L58 245H56ZM55 246V247H56ZM57 247H56V249H57ZM191 247V246H190ZM118 248H120V247H118ZM128 248V247H127ZM127 248H121L120 250H119V253H120V255H122L126 250H127ZM175 250V251H174ZM177 250V251H176ZM44 251H45V249H44ZM60 253H61V251H60ZM88 253V252H87ZM86 253V254H87ZM95 253V252H94ZM109 255V254H108ZM21 256H23V257H25V258H23V260L24 261H27L28 262V264H30L31 263V261L34 259L32 256H31V254L29 253V255H21ZM20 256V257H21ZM28 256V257H27ZM92 256V255H91ZM89 257V256H88ZM18 258V257H17ZM17 258L16 259H14V260H12L10 263H5V264H16V260H17ZM31 258V259H30ZM36 260H37V258H35ZM30 262H29V261ZM120 260H121V258H120ZM122 264H123V262H122V260L120 261ZM105 264V263H104ZM109 264H112L111 262H109ZM128 264H135V255L132 257V258H130V262L128 263Z\"/></svg>","mask_w":264,"mask_h":264},{"label":"bare ground","instance_id":"6f19581e","mask_svg":"<svg viewBox=\"0 0 264 264\" xmlns=\"http://www.w3.org/2000/svg\"><path fill=\"white\" fill-rule=\"evenodd\" d=\"M15 1H17V0H15ZM245 1V0H244ZM244 1H243V4H244ZM21 2V1H20ZM19 1H18V4L20 3ZM177 2H179V1H177ZM10 3V2H9ZM15 3V2H14ZM205 3V2H204ZM216 3V2H215ZM170 4V3H169ZM238 4H240V2H238ZM242 4V3H241ZM240 4V5H241ZM207 6V5H206ZM214 7V6H213ZM213 7H212V10H213V12H214V9H216V8H214L213 9ZM170 8V7H169ZM235 8V7H234ZM243 7H241V9H242ZM167 10H169V9H167ZM164 12V11H163ZM237 12V11H236ZM246 12V11H245ZM242 13V12H241ZM164 16V15H163ZM212 16V15H211ZM259 16V15H258ZM168 17V16H167ZM175 18H176V16H175ZM186 18V17H185ZM216 18V17H215ZM228 18V17H227ZM169 19V18H168ZM208 19H210V18H207V20ZM239 19V18H238ZM252 19V18H251ZM170 20H171V18H170ZM214 20V19H213ZM176 21V20H175ZM175 21H174V23H175ZM215 21H217V20H215ZM177 22V21H176ZM207 22V21H206ZM196 23V22H195ZM247 23V22H246ZM157 24V23H156ZM160 24V23H159ZM181 24V23H180ZM184 24V23H183ZM203 24H204V21H203ZM207 24V23H206ZM208 25V24H207ZM224 25H226V24H224ZM204 26V25H203ZM180 27V26H179ZM185 27H187V26H185ZM197 27V26H196ZM229 27V26H228ZM227 27V28H228ZM181 28V27H180ZM190 28V27H189ZM213 28V27H212ZM249 28V27H248ZM194 29V28H193ZM208 29H210V26H209V28ZM220 29H221V25H220ZM185 30V29H184ZM195 30V29H194ZM209 31V30H208ZM184 32V31H183ZM183 32H181L182 34H183ZM218 32V31H217ZM216 32V30H215V33H217ZM247 32H248V30H247ZM192 33V32H191ZM210 33H212V32H210ZM222 33H223V31H222ZM205 34V33H204ZM218 34H219V32H218ZM184 35V34H183ZM193 35V34H192ZM199 35V34H198ZM212 35V34H211ZM111 36H113V35H111ZM185 37V36H184ZM186 37H187V35H186ZM219 37V36H218ZM245 37V36H244ZM243 37V38H244ZM192 38V37H191ZM209 38V37H208ZM246 38V37H245ZM180 39V38H179ZM187 39V38H186ZM190 39V38H189ZM119 40V39H118ZM117 40V41H118ZM184 40V39H183ZM182 40V41H183ZM210 40V39H209ZM218 40H219V38H218ZM245 40H247V38L245 39ZM179 41V40H178ZM190 42V41H189ZM179 43V42H178ZM186 43V42H185ZM192 43V42H191ZM215 43V42H214ZM3 44V43H2ZM107 44H109V43H107ZM216 44V43H215ZM218 44V43H217ZM187 45H189V44H187ZM108 46V45H107ZM105 47L106 49L108 48V47ZM116 46V45H115ZM210 46V45H209ZM212 46V45H211ZM91 47H93V46H91ZM181 47V46H180ZM185 47H186V45H185ZM90 48V47H89ZM94 48V47H93ZM98 48V47H97ZM100 48V47H99ZM104 48V47H103ZM104 48V49H105ZM193 48V47H192ZM212 48V47H211ZM86 49V48H85ZM87 49H88V46H87ZM92 49V48H91ZM102 49V48H101ZM103 49V50H104ZM114 49V48H113ZM213 49V48H212ZM215 49V48H214ZM89 50V49H88ZM98 50V49H97ZM107 51H109V50H107ZM114 51V50H113ZM113 51L111 52V53H113ZM181 51V50H180ZM106 52V51H105ZM110 52V51H109ZM129 52V51H128ZM127 52V53H128ZM172 52V51H171ZM91 53H93L92 51H91ZM103 53V52H102ZM108 53V52H107ZM182 53H184V52H182ZM90 54V53H89ZM101 54V53H100ZM110 54V53H109ZM169 54H171V53H169ZM173 54V53H172ZM91 55V54H90ZM93 55V54H92ZM102 55H104V54H102ZM105 55H108V54H105ZM110 55H112V54H110ZM99 55H97V57H98ZM129 56V55H128ZM103 57H105V56H103ZM107 57V56H106ZM105 57V58H106ZM132 57H133V55H132ZM173 57V56H172ZM171 57V55H170V57H168L169 59L170 58H172ZM253 57V56H252ZM104 58V59H105ZM130 58V57H129ZM123 59V58H122ZM168 59V60H169ZM106 61H107V59H105ZM131 60V59H130ZM129 60V61H130ZM134 60V59H133ZM137 60V59H136ZM136 60H134V61H136ZM173 60V59H172ZM123 61V60H122ZM164 61H165V58H164ZM109 62V61H108ZM166 62V61H165ZM169 62H172V61H169ZM193 62V61H192ZM205 62V61H204ZM104 63V62H103ZM102 63V64H103ZM124 63V62H123ZM195 63V62H194ZM197 63H199V62H197ZM110 64V63H109ZM112 64V63H111ZM208 64V63H207ZM104 65V64H103ZM114 65V64H113ZM179 65V64H178ZM214 65V64H213ZM49 66V65H48ZM105 66V65H104ZM115 66V65H114ZM170 66V65H169ZM50 67V66H49ZM97 67V66H96ZM162 67V66H161ZM98 68H99V65H98ZM109 68V67H108ZM130 68V67H129ZM131 69V68H130ZM108 70V69H107ZM192 70V69H191ZM131 71V70H130ZM166 71V70H165ZM96 73H98V71L96 72ZM130 73V72H129ZM136 73V72H135ZM95 74V73H94ZM118 74V73H117ZM121 74V73H120ZM124 74V73H123ZM96 75V74H95ZM99 75V74H98ZM166 75H168V74H166ZM135 76V75H134ZM161 76V75H160ZM169 76V75H168ZM2 77V76H1ZM95 77V76H94ZM116 78V77H115ZM135 78V77H134ZM48 79V78H47ZM96 79V78H95ZM117 79V78H116ZM50 80V79H49ZM49 80H48V82H49ZM120 80V79H119ZM118 80V81H119ZM129 80V79H128ZM133 80V79H132ZM115 81V80H114ZM117 81V80H116ZM1 82V81H0ZM172 82V81H171ZM199 83V82H198ZM203 83V82H202ZM139 84V83H138ZM144 84V83H143ZM229 84V83H228ZM135 85V84H134ZM170 85V84H169ZM189 85V84H188ZM212 85V84H211ZM221 85V84H220ZM220 85H219V87H220ZM234 85V84H233ZM217 86V85H216ZM236 86V85H235ZM174 87V86H173ZM103 88V87H102ZM170 88V87H169ZM211 88V87H210ZM229 88V87H228ZM212 89V88H211ZM210 89V90H211ZM220 89V88H219ZM176 90V89H175ZM234 90V89H233ZM263 90H264V88H263ZM99 91H100V89H99ZM102 91V90H101ZM165 92H166V90H164ZM170 91V90H169ZM203 92V91H202ZM220 92V91H219ZM219 92H218V94H219ZM233 92V91H232ZM198 93V92H197ZM200 93V92H199ZM205 93V92H204ZM264 93V92H263ZM101 95H105V94H101ZM109 95V94H108ZM190 95V94H189ZM207 95V94H206ZM165 96V95H164ZM202 96V95H201ZM208 96V95H207ZM220 95H218V97H219ZM104 97V96H103ZM163 97V96H162ZM170 97V96H169ZM210 97V96H209ZM214 97V96H213ZM232 97V96H231ZM106 98V97H105ZM156 98V97H155ZM166 98V97H165ZM189 98V97H188ZM226 98V97H225ZM168 99V98H167ZM187 99V98H186ZM194 99H195V97H194ZM261 99V98H260ZM100 100V99H99ZM158 100V99H157ZM156 100V101H157ZM209 100V99H208ZM212 100V99H211ZM106 101V100H105ZM205 101V100H204ZM104 102V101H103ZM134 102V101H133ZM170 102V101H169ZM189 102V101H188ZM215 102V101H214ZM257 102H258V100H257ZM102 103V102H101ZM123 103V102H122ZM121 103V104H122ZM52 104V103H51ZM117 104V103H116ZM153 105V104H152ZM159 105V104H158ZM203 105V104H202ZM40 106V105H39ZM263 106V105H262ZM138 107V106H137ZM142 107V106H141ZM111 108H112V106H111ZM195 108H196V106H195ZM259 108V107H258ZM96 108H94V110H95ZM100 109V108H99ZM152 109H154V108H151V110ZM214 109V108H213ZM263 109V108H262ZM136 110V109H135ZM138 110V109H137ZM156 110V109H155ZM195 110V109H194ZM204 110V109H203ZM97 111V110H96ZM140 111H141V109H140ZM139 111V112H140ZM137 112V111H136ZM142 112V111H141ZM150 112V111H149ZM261 112V111H260ZM132 113H134V111L132 112ZM138 113V112H137ZM143 113V112H142ZM146 113V112H145ZM198 113H200V112H198ZM94 115V114H93ZM107 115V114H106ZM133 115V114H132ZM197 115V114H196ZM150 116V115H149ZM195 116V115H194ZM127 117V116H126ZM206 117V116H205ZM258 117V116H257ZM202 120V119H201ZM101 122H102V120H101ZM130 123V122H129ZM134 124V123H133ZM130 125V124H129ZM127 126V125H126ZM254 126V125H253ZM256 126V125H255ZM89 127V126H88ZM101 127V126H100ZM99 127V128H100ZM132 127V126H131ZM128 128V127H127ZM92 129V128H91ZM131 129H133V128H131ZM139 129V128H138ZM89 130V129H88ZM87 130V131H88ZM93 130V129H92ZM84 132V131H83ZM89 132V131H88ZM91 132V131H90ZM94 132H96V131H94ZM259 132V131H258ZM91 133H93V132H91ZM95 134V133H94ZM89 135V134H88ZM92 135V134H91ZM122 136V135H121ZM257 136H259L258 134H257ZM86 138H87V136H86ZM91 138H92V136H91ZM67 139V138H66ZM133 139V138H132ZM80 140V139H79ZM81 140H82V138H81ZM84 140V139H83ZM82 140V141H83ZM262 140V139H261ZM77 141V140H76ZM75 141V142H76ZM84 142V141H83ZM78 141H77V145H78ZM87 143H88V141H87ZM130 143V142H129ZM262 143V142H261ZM82 147V146H81ZM255 147V145H254V143H250L249 142V144H248V151H250V150H252L253 148ZM75 151V150H74ZM245 151V150H244ZM243 151V152H244ZM261 151V150H260ZM78 153V152H77ZM239 154H241V153H239ZM243 154V153H242ZM75 155V154H74ZM74 155H73V157H74ZM240 156V155H239ZM66 157V156H65ZM241 157H243L242 155H241ZM67 159V158H66ZM250 159V158H249ZM64 161H65V158H64ZM72 162V161H71ZM123 163V162H122ZM202 163V162H201ZM68 164H70V163H68ZM72 164V163H71ZM203 164V163H202ZM65 166V165H64ZM203 166V165H202ZM206 166V165H205ZM209 167V166H208ZM208 167H206V168H208ZM71 168H73V167H71ZM128 168V167H127ZM197 168V167H196ZM226 168V167H225ZM224 168V169H225ZM61 169H63V168H61ZM65 169H67V168H65ZM116 169V168H115ZM130 169V168H129ZM212 169V168H211ZM213 169L215 170V167H213ZM69 170V169H68ZM202 170V172H203V168L201 169ZM213 170V171H214ZM65 171H67V170H65ZM206 171V170H205ZM62 172V171H61ZM64 172V171H63ZM71 172V171H70ZM73 172V171H72ZM196 172V171H195ZM215 172V171H214ZM65 173V172H64ZM101 173H103V172H101ZM132 173V172H131ZM209 173V172H208ZM61 174V173H60ZM73 174V173H72ZM105 174H107V173H105ZM217 174H219L218 173V170H217ZM62 175V174H61ZM113 175V174H112ZM206 175V174H205ZM65 176V175H64ZM76 176V175H75ZM213 176V175H212ZM216 176V175H215ZM72 177V176H71ZM78 177V176H77ZM202 177H203V174H202ZM218 177V176H217ZM92 178V177H91ZM210 178V177H209ZM212 178V177H211ZM223 178V177H222ZM70 179V178H69ZM75 179V178H74ZM73 179V180H74ZM138 180V179H137ZM207 180V179H206ZM107 181V180H106ZM113 181V180H112ZM221 181H222V179H221ZM257 181V180H256ZM86 183V182H85ZM126 183V182H125ZM215 183H216V181H215ZM223 183V182H222ZM137 184V183H136ZM70 185V184H69ZM73 185V184H72ZM140 186V185H139ZM206 186V185H205ZM223 186V185H222ZM208 187V186H207ZM257 187V186H256ZM75 188V187H74ZM73 188V189H74ZM142 188V187H141ZM221 188H223V187H221ZM120 189V188H119ZM64 190V189H63ZM122 190V189H121ZM229 190V189H228ZM250 191V190H249ZM74 192H75V190H74ZM132 193H133V191H132ZM199 193V192H198ZM110 196V195H109ZM143 196V195H142ZM191 196L192 195H190V198H191ZM198 196V195H197ZM247 196V195H246ZM108 198V197H107ZM185 198H186V196H185ZM123 199V198H122ZM188 199V198H187ZM186 199V200H187ZM76 201V200H75ZM106 201V200H105ZM114 201V200H113ZM149 201V200H148ZM101 202V201H100ZM107 202H108V200H107ZM116 202V201H115ZM114 202V203H115ZM127 201H125V202H123L124 204L126 203ZM71 203V202H70ZM128 203V202H127ZM126 203V204H127ZM73 204V203H72ZM77 204H79V202L77 203ZM89 204H90V202H89ZM111 204H112V202H111ZM190 204V203H189ZM92 205H94V204H92ZM98 205V204H97ZM100 205V204H99ZM116 205V204H115ZM115 205H113V206H115ZM238 205V204H237ZM78 206H81L80 204L78 205ZM229 206V205H228ZM77 207V206H76ZM83 207V206H82ZM94 207H97L96 205L94 206ZM119 207V206H118ZM83 208H85V207H83ZM110 208V207H109ZM130 208V207H129ZM236 208H237V206H236ZM79 209V208H78ZM95 209V208H94ZM94 209H92V210H94ZM55 210V212L56 211H59V210H57V209H54ZM100 209H98V211H99ZM102 210V209H101ZM104 210H107V209H104ZM111 210V209H110ZM84 211V210H83ZM97 211V212H98ZM117 211V210H116ZM116 211H114V212H116ZM51 212V211H50ZM86 212V211H85ZM106 212V211H105ZM111 212V211H110ZM145 212H148V211H145ZM52 213V212H51ZM84 213V212H83ZM88 213V212H87ZM100 213V212H99ZM101 213L102 214H104L102 211H101ZM112 213V212H111ZM116 213H118V211L116 212ZM124 213V212H123ZM220 213V212H219ZM97 214V213H96ZM102 214H100V215H102ZM106 214V213H105ZM131 214V213H130ZM54 215V214H53ZM81 215V214H80ZM84 215V214H83ZM88 215V214H87ZM86 215V216H87ZM92 215V214H91ZM108 215V214H107ZM47 216V215H46ZM48 216H51L52 217V215H48ZM65 216V215H64ZM82 216V215H81ZM106 216V215H105ZM116 216H117V214H116ZM148 216V215H147ZM217 216V215H216ZM44 217H45V215H44ZM87 217H90L89 215L87 216ZM92 217V216H91ZM90 217V218H91ZM102 217V216H101ZM177 217V216H176ZM72 218V217H71ZM80 218V217H79ZM107 218H109V219H111L110 217H107ZM43 219V218H42ZM82 219V218H81ZM94 219V218H93ZM127 219V218H126ZM73 221H74V219H72ZM95 220V219H94ZM108 219H106V221H107ZM138 220V219H137ZM105 221V220H104ZM105 221V222H106ZM122 221V220H121ZM46 222V221H45ZM61 222V221H60ZM92 222V221H91ZM167 222V221H166ZM165 222V223H166ZM71 223V222H70ZM76 223H77V221H76ZM78 223H80V222H78ZM90 223V222H89ZM109 223V222H108ZM143 222H142V216H141V223L140 224H142ZM176 223V222H175ZM81 224V223H80ZM101 224H103V223H101ZM41 225V224H40ZM43 225H45V224H43ZM42 225V226H43ZM66 225V224H65ZM70 225V224H69ZM89 225V224H88ZM121 225V224H120ZM39 226V225H38ZM41 226V227H42ZM46 226H47V224H46ZM74 226V225H73ZM44 227V226H43ZM70 227V226H69ZM94 227V226H93ZM95 227H96V224H95ZM166 227V226H165ZM44 228H46V227H44ZM66 228V227H65ZM106 228H107V226H106ZM43 229V228H42ZM50 229V228H49ZM88 229H89V227H88ZM95 229V228H94ZM141 229V228H140ZM250 229H253V228H250ZM66 230V229H65ZM141 230H143V229H141ZM243 230V229H242ZM82 231V230H81ZM103 231H105V229L103 230ZM133 231V230H132ZM144 231V230H143ZM140 233H142V232H140ZM224 233V232H223ZM235 233H238V232H235ZM235 233H233V234H235ZM75 234V233H74ZM232 234V235H233ZM76 235V234H75ZM207 235V234H206ZM231 235V236H232ZM208 236V235H207ZM230 236V237H231ZM49 237V236H48ZM126 237V236H125ZM164 237V236H163ZM224 237H227V238H229V236H226L225 235V233H224ZM255 237V236H254ZM134 238V237H133ZM52 239V238H51ZM121 239V238H120ZM191 239V238H190ZM44 240V239H43ZM75 240V239H74ZM174 240V239H173ZM128 241H130L129 239H128ZM51 242V241H50ZM102 242V241H101ZM100 242V243H101ZM72 243V242H71ZM128 244H129V247L127 248V250H126V252L124 253V254H128L129 256H126V257H128V258H121V259H123L122 260V262H123V264H128L129 262H130V258H132L133 256H134V253H133V245H135V244H133L132 242H127ZM180 243V242H179ZM52 244V243H51ZM53 245V244H52ZM75 245H76V243H75ZM178 245V244H177ZM195 245V244H194ZM193 245V246H194ZM113 246V245H112ZM123 246V245H122ZM178 247V246H177ZM192 247V246H191ZM118 249V248H117ZM85 250V249H84ZM155 250V249H154ZM166 250V249H165ZM167 251V250H166ZM104 252V251H103ZM155 253V252H154ZM161 253H162V251H161ZM168 253V252H167ZM31 254V253H30ZM43 254V253H42ZM163 254V253H162ZM29 255V254H28ZM162 256V255H161ZM28 257V256H27ZM42 257V256H41ZM55 257V256H54ZM85 257V256H84ZM108 257V256H107ZM125 257V256H124ZM23 258H25V257H23ZM64 258V257H63ZM120 258V257H119ZM31 259V258H30ZM173 259V258H172ZM29 261V260H28ZM30 262V261H29ZM261 262V261H260ZM31 264V263H30ZM71 264V263H70ZM99 264V263H98ZM101 264V263H100ZM152 264V263H151Z\"/></svg>","mask_w":264,"mask_h":264},{"label":"water","instance_id":"95a60500","mask_svg":"<svg viewBox=\"0 0 264 264\" xmlns=\"http://www.w3.org/2000/svg\"><path fill=\"white\" fill-rule=\"evenodd\" d=\"M32 75H39V74H35V73H24V74H21V75L17 76L15 79H19L21 76H32ZM40 76H41V75H40ZM42 78H43V77H42ZM43 79H44V78H43ZM44 80H45V79H44ZM13 81H14V80H13ZM13 81H12V82H13ZM45 81H46V80H45ZM46 82H47V81H46ZM31 85H37V86H39V87H41V88H43V89H46V90H55V89H56V87H51V86L45 88L44 85L39 84V83H36V82L26 83V84H24V86H23L24 100H25V102L27 103V105H28V101H27V97H26V93H25V88H26L27 86H31ZM10 107H12L11 102L7 99V104H6L5 108H4L3 110L0 111V115H2L4 112H6V111L8 110V108H10ZM28 107H29V106H28ZM29 108H31V107H29ZM38 108H39V107H38ZM36 115H37V113L33 112V113H32V116H31L30 118H31V119H34ZM162 118H163V117H161V118L158 120L157 124L160 122V120H161ZM157 124H156V125H157ZM156 125H155V126L149 131V133L147 134V136L145 137V139L142 141L141 144H143V143L148 139V136L151 134L152 130L156 127ZM186 125H187V124H185L184 129H185ZM184 129L181 130V134H182V132L184 131ZM26 138H28V137H26ZM26 138H25V139H26ZM177 139H178V137H177ZM141 144H140V145H141ZM173 147H174V145H173ZM134 166H135V163H134ZM74 167H89V166L78 164V165H75ZM135 170H136L137 173L140 175V173H139L138 169H136V167H135ZM74 173H75V172H74ZM75 174H77L78 176H80L78 173H75ZM80 177H81V176H80ZM81 178H83V177H81ZM164 178H165L166 180H174V178H168V177H166L165 174H164ZM83 179H84V178H83ZM148 183H151V184H155V185H157V186L159 187V190H160V186H159V184H157L154 180H153V181H150V182H148ZM181 184H182V181H181ZM181 188H182V187H181ZM261 194H264V190L259 194V196H260ZM259 196H257L255 199H258ZM255 199H253V200H255ZM251 202H252V201H251ZM251 202H250V203H251ZM250 203H248V204H250ZM246 206H247V205H245V206H243V207H246ZM239 209H240V208L236 209L235 211H238ZM246 227H248V226H246ZM225 235H226V234H225ZM226 236H227V235H226Z\"/></svg>","mask_w":264,"mask_h":264},{"label":"flooded vegetation","instance_id":"af4514ba","mask_svg":"<svg viewBox=\"0 0 264 264\" xmlns=\"http://www.w3.org/2000/svg\"><path fill=\"white\" fill-rule=\"evenodd\" d=\"M241 68H243V67H241ZM241 68H240V69H241ZM240 69H239V70H240ZM239 70H238V71H239ZM238 71H237V72H238ZM237 72H236V74H237ZM236 74H235V75H236ZM235 75H234V77H235Z\"/></svg>","mask_w":264,"mask_h":264}]
</instances>
